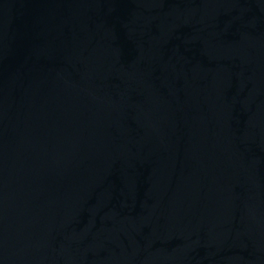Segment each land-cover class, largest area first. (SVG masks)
<instances>
[{
    "label": "water",
    "instance_id": "1",
    "mask_svg": "<svg viewBox=\"0 0 264 264\" xmlns=\"http://www.w3.org/2000/svg\"><path fill=\"white\" fill-rule=\"evenodd\" d=\"M0 264H264V0H0Z\"/></svg>",
    "mask_w": 264,
    "mask_h": 264
}]
</instances>
